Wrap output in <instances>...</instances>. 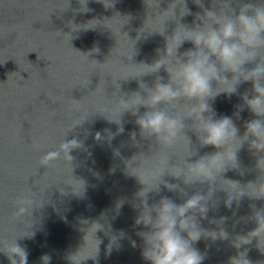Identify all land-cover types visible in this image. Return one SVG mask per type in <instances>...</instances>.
<instances>
[{
    "label": "water",
    "instance_id": "water-1",
    "mask_svg": "<svg viewBox=\"0 0 264 264\" xmlns=\"http://www.w3.org/2000/svg\"><path fill=\"white\" fill-rule=\"evenodd\" d=\"M185 4L191 14L183 16V0H0V264H22L17 247L27 264L44 256L48 264H147L135 224L145 195L149 205L162 197L181 204L195 193L208 207L196 216L204 232L193 244L202 264H264V228L251 233L264 211V154L235 140L237 166L227 157L223 173L217 166L208 182L186 184L196 178L188 163L218 151L201 146L200 125L186 119L166 146L123 112L121 99L146 95L140 82H167L164 67L143 74L158 66L148 65L175 29L186 35L180 24L199 23L202 9ZM192 47L185 42L178 55ZM251 89L241 83L209 101L214 118L231 117L241 137L257 118L241 98ZM187 107L175 111L188 115ZM73 140L78 147L64 146ZM49 153L59 155L45 161Z\"/></svg>",
    "mask_w": 264,
    "mask_h": 264
},
{
    "label": "clouds",
    "instance_id": "clouds-1",
    "mask_svg": "<svg viewBox=\"0 0 264 264\" xmlns=\"http://www.w3.org/2000/svg\"><path fill=\"white\" fill-rule=\"evenodd\" d=\"M194 2L202 9V14H196L199 23L194 27L180 24L186 35L178 36L175 29L174 34L166 38L165 49L158 51L159 58L151 65L145 64L158 66L143 75L157 73L164 67L168 73L167 82L160 76L156 77L152 87L140 82L139 88L146 95L134 92L129 98L121 99L125 104L123 112L136 117L140 134L154 137L166 146L172 145L179 134L184 133L186 119L200 125L198 139L201 146H211L218 151L188 163L196 178L185 181L186 184L208 182L217 166L223 169V173L229 168L224 162L227 157L237 166V151L244 142L264 154V0H212L211 8L205 7L202 0ZM183 4L187 9L183 16L191 14L185 0ZM168 38L177 41L175 46L169 44ZM185 42L193 47L178 55ZM249 64L254 66L246 68ZM229 73L230 78L226 75ZM245 82L252 83V95L249 98L245 93L241 98L257 118L246 122V131L241 137L231 117L214 118L215 112L209 101L222 93L236 94L239 85ZM222 84L231 86L218 90ZM133 99L135 102L129 103ZM180 104H187L188 115L176 113L175 106ZM141 108L145 109L143 113ZM241 110L242 107L238 106V111ZM235 140L242 141L239 148L229 151ZM69 143L78 147L75 140L64 146ZM58 155L49 153L44 159L48 161ZM205 197L195 193L181 204L162 197L149 205L145 195L135 224L143 228L136 235L142 241L141 256L147 264H202L204 256L193 244L204 232L196 216L203 217L208 211L207 201L202 203ZM254 219L257 227L251 233L264 228V211L255 212ZM130 243L136 246L135 241L130 240ZM17 248L23 254L22 264H27V253ZM108 254H111V246ZM234 259L231 258L230 264ZM42 260L48 264L50 257L44 256ZM247 264L250 261L247 260Z\"/></svg>",
    "mask_w": 264,
    "mask_h": 264
}]
</instances>
